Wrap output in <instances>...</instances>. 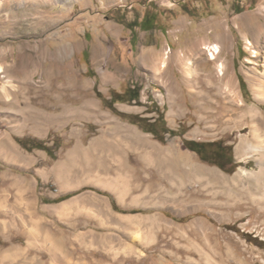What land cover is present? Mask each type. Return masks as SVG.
Here are the masks:
<instances>
[{
  "label": "rangeland",
  "instance_id": "obj_1",
  "mask_svg": "<svg viewBox=\"0 0 264 264\" xmlns=\"http://www.w3.org/2000/svg\"><path fill=\"white\" fill-rule=\"evenodd\" d=\"M24 2L36 8L22 17L0 6V264H264V200L246 175L257 156L238 151L262 142L240 115L260 106L264 0ZM219 60L245 100L237 112ZM120 62L125 81H98L96 67ZM96 85L107 99L140 89V100L111 109ZM161 114L171 133L134 120ZM189 141L220 143L233 165Z\"/></svg>",
  "mask_w": 264,
  "mask_h": 264
},
{
  "label": "bare ground",
  "instance_id": "obj_2",
  "mask_svg": "<svg viewBox=\"0 0 264 264\" xmlns=\"http://www.w3.org/2000/svg\"><path fill=\"white\" fill-rule=\"evenodd\" d=\"M24 1L25 0H1L0 6L3 4L7 8L15 9L13 12H11V14L14 16L22 17L23 15L32 12L36 8L34 6V3L25 4L26 2ZM37 1H39L42 4H47L51 2V0H37ZM63 1H71V0H63ZM14 5H16V8H14ZM38 13H40V11H38ZM258 30L261 33L264 32L261 26ZM202 45L204 46L203 49L207 51L208 56L212 61H217L219 59L221 50L217 44L206 43L205 39H203ZM193 51L194 48L191 51L189 50L188 55H192ZM251 53H252V57H258L257 50H252ZM182 56H183L182 59L184 63L183 65H184L185 75L190 80V78L193 77L194 74L196 73V68L193 61L186 60V55H182ZM166 64H167V57L165 56L163 59H161L159 63V70H161V68H164ZM227 68L228 65L226 61L219 60L218 69L220 75L221 76L224 75L222 80L223 81L225 80L224 81L225 94L227 98L230 100V103L234 104L236 107V108H232L233 105L231 106L232 112H237L245 104V100L243 96L236 89L234 80L229 75ZM2 73H4V70L2 66H0V74ZM251 86L255 98L260 106L250 108L247 112H243L240 115V121H242L246 117H250L254 127V135L256 137H261L262 142H260V145L253 147L247 144L245 141H242V143L238 147V151L240 150L244 153L247 151L249 152L251 151L253 155L257 156L256 159H257V164L259 166V170L257 172L246 173V175L249 176L250 180L255 183L257 191H260L261 199L264 200V111L262 110V105H264V73L257 75L254 79H252Z\"/></svg>",
  "mask_w": 264,
  "mask_h": 264
},
{
  "label": "trees",
  "instance_id": "obj_3",
  "mask_svg": "<svg viewBox=\"0 0 264 264\" xmlns=\"http://www.w3.org/2000/svg\"><path fill=\"white\" fill-rule=\"evenodd\" d=\"M95 88V92L98 98H100L103 103L113 109L114 105L116 103H125V102H138L140 100V89L134 88V89H126L123 93H119V92H115L112 91L111 92V99H107L106 97H104L101 92L98 90L97 85L94 87ZM138 124L142 125L143 128H146V130L149 133H152L155 135V131H156V125L158 123H161L164 131L163 133H171L172 131H170L169 129H167L166 127V123H164L165 119H164V114H161L158 116V118L156 119L155 122H151L150 120L147 119H134ZM26 141L27 139H17V142L26 150L28 151H33L35 149H39V150H44L45 152H47L48 154H52V152H54V147L49 146L47 144V141H42V140H37V139H33V144L30 147H27L26 145ZM187 144V147L197 153L198 155H200L202 157V159L208 163H211L213 165L218 166L221 169H225L226 166L228 165H233L234 161L233 159H230L229 161H224L222 164H218L216 161L211 160V159H207L204 157V149H211V153H209V155H212V152H216L217 154H220L222 156L226 155L224 148L222 145H220V143H204V142H196V141H189ZM56 148H59V144H56ZM203 149V150H201ZM213 152V153H214ZM227 156V155H226ZM74 194H68L66 196L60 197L57 200H54V203H59L62 202L64 200H67L71 197H73Z\"/></svg>",
  "mask_w": 264,
  "mask_h": 264
},
{
  "label": "crops",
  "instance_id": "obj_4",
  "mask_svg": "<svg viewBox=\"0 0 264 264\" xmlns=\"http://www.w3.org/2000/svg\"><path fill=\"white\" fill-rule=\"evenodd\" d=\"M152 49H154V48H152ZM94 52L97 53V50H94ZM101 53L103 55H106L107 54L106 51H105V49H102L101 50ZM93 55H94V53L92 52L90 56H93ZM115 65L117 66L118 70L115 71V72H113V73L112 72L105 71L103 69V67H96L95 68V73H96V76L98 77V81L101 82V83H103V84H106L105 82L106 81H110V80L111 81H117V80H119V81H125L126 80V77L125 78L119 77V75H120L119 74V71H120L122 77L128 75V69H126L125 64L120 62L119 64H115ZM124 69H126V72L123 71ZM114 87H115V85L112 86V88H114Z\"/></svg>",
  "mask_w": 264,
  "mask_h": 264
},
{
  "label": "flooded vegetation",
  "instance_id": "obj_5",
  "mask_svg": "<svg viewBox=\"0 0 264 264\" xmlns=\"http://www.w3.org/2000/svg\"><path fill=\"white\" fill-rule=\"evenodd\" d=\"M201 150H203V149H201ZM213 152H212V155H210L211 156V160L216 161L218 164H221L224 161L228 160L226 155L222 156L220 154H217L216 152H214V153Z\"/></svg>",
  "mask_w": 264,
  "mask_h": 264
}]
</instances>
